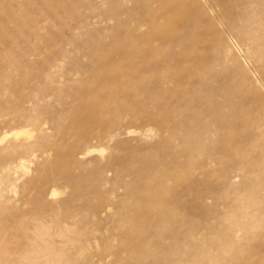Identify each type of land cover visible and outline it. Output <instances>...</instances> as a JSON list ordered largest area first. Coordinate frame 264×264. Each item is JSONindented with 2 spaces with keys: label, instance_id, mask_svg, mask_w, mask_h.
Wrapping results in <instances>:
<instances>
[{
  "label": "rangeland",
  "instance_id": "rangeland-1",
  "mask_svg": "<svg viewBox=\"0 0 264 264\" xmlns=\"http://www.w3.org/2000/svg\"><path fill=\"white\" fill-rule=\"evenodd\" d=\"M0 263L264 264V0H0Z\"/></svg>",
  "mask_w": 264,
  "mask_h": 264
},
{
  "label": "bare ground",
  "instance_id": "bare-ground-1",
  "mask_svg": "<svg viewBox=\"0 0 264 264\" xmlns=\"http://www.w3.org/2000/svg\"><path fill=\"white\" fill-rule=\"evenodd\" d=\"M221 18H223L224 22L226 23V27L225 30H230L232 23L230 22L229 18H230V13H223L221 15ZM96 116V114H94ZM97 117V116H96ZM95 117V120H97V118ZM0 264H33V263H0Z\"/></svg>",
  "mask_w": 264,
  "mask_h": 264
}]
</instances>
